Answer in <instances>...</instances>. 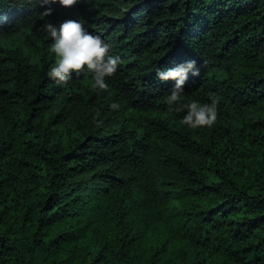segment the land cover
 Here are the masks:
<instances>
[{
    "label": "trees",
    "instance_id": "16d2710c",
    "mask_svg": "<svg viewBox=\"0 0 264 264\" xmlns=\"http://www.w3.org/2000/svg\"><path fill=\"white\" fill-rule=\"evenodd\" d=\"M0 0V264H264V0ZM83 19L109 87L57 83L44 25ZM196 60L169 111L157 68ZM119 107H111L113 102Z\"/></svg>",
    "mask_w": 264,
    "mask_h": 264
},
{
    "label": "clouds",
    "instance_id": "9594fccd",
    "mask_svg": "<svg viewBox=\"0 0 264 264\" xmlns=\"http://www.w3.org/2000/svg\"><path fill=\"white\" fill-rule=\"evenodd\" d=\"M79 0H12L19 7L42 9L44 16L50 17L54 12L53 5L69 7ZM92 3V0H85ZM46 34L51 38L50 51L57 57L56 62L48 68L47 75L55 82L62 83L72 79L73 75L87 73L91 76L89 83L97 91L109 87V78L114 76L121 63L118 55L112 54V44L100 33L89 31L83 19H65L59 25L48 20L44 25ZM198 75L196 60H187L156 69L161 82L173 81L172 88L164 99L169 111L184 112L181 123L198 128L212 126L218 118L219 98L210 102L192 99L184 102L182 95L189 74ZM111 107L118 108L119 103L113 102Z\"/></svg>",
    "mask_w": 264,
    "mask_h": 264
}]
</instances>
